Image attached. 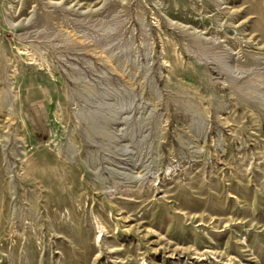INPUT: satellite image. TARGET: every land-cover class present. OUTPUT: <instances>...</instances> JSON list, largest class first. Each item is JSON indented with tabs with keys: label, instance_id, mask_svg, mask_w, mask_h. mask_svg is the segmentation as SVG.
Masks as SVG:
<instances>
[{
	"label": "rangeland",
	"instance_id": "374dc122",
	"mask_svg": "<svg viewBox=\"0 0 264 264\" xmlns=\"http://www.w3.org/2000/svg\"><path fill=\"white\" fill-rule=\"evenodd\" d=\"M0 264H264V0H0Z\"/></svg>",
	"mask_w": 264,
	"mask_h": 264
}]
</instances>
